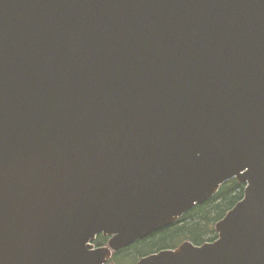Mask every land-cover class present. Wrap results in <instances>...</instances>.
I'll return each mask as SVG.
<instances>
[{
	"label": "water",
	"instance_id": "obj_1",
	"mask_svg": "<svg viewBox=\"0 0 264 264\" xmlns=\"http://www.w3.org/2000/svg\"><path fill=\"white\" fill-rule=\"evenodd\" d=\"M231 179L138 264H264V0H0V264H107Z\"/></svg>",
	"mask_w": 264,
	"mask_h": 264
},
{
	"label": "trees",
	"instance_id": "obj_2",
	"mask_svg": "<svg viewBox=\"0 0 264 264\" xmlns=\"http://www.w3.org/2000/svg\"><path fill=\"white\" fill-rule=\"evenodd\" d=\"M243 191L244 187L238 184L235 179L228 181L212 200L196 206L176 225L154 233L116 255V262L121 264V257H129L134 252L139 253L147 247L151 248V251L146 254L149 255L160 250L175 249L186 241L194 245L213 242L217 239L216 224L243 198ZM107 242L108 239L99 236L95 245L104 247Z\"/></svg>",
	"mask_w": 264,
	"mask_h": 264
},
{
	"label": "rangeland",
	"instance_id": "obj_3",
	"mask_svg": "<svg viewBox=\"0 0 264 264\" xmlns=\"http://www.w3.org/2000/svg\"><path fill=\"white\" fill-rule=\"evenodd\" d=\"M151 251L150 247L143 249L141 252H134L133 255L129 257H121V264H137V262L142 258V256L148 254Z\"/></svg>",
	"mask_w": 264,
	"mask_h": 264
}]
</instances>
